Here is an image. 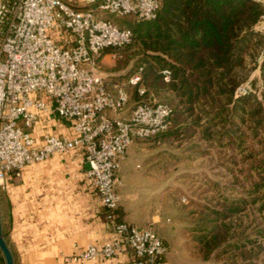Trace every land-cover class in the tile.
Returning a JSON list of instances; mask_svg holds the SVG:
<instances>
[{
    "label": "built area",
    "instance_id": "1",
    "mask_svg": "<svg viewBox=\"0 0 264 264\" xmlns=\"http://www.w3.org/2000/svg\"><path fill=\"white\" fill-rule=\"evenodd\" d=\"M160 5L161 0H0V191L8 174L20 178L26 165L79 149L104 217L112 223L110 241L73 252L70 262L125 253L132 255L130 264H167L166 246L152 227L117 219V172L133 139L168 130L172 108L165 102L138 103L122 116L127 92L122 84L110 89L98 70L103 50L121 57L133 40L131 28L102 14L151 20ZM254 28L264 35V13ZM259 58H264V44ZM141 73L139 67L127 79L139 95L145 93ZM161 73L170 80L169 69ZM248 91L242 84L236 93ZM42 114L67 122L71 135L44 133L37 142L29 129Z\"/></svg>",
    "mask_w": 264,
    "mask_h": 264
},
{
    "label": "trees",
    "instance_id": "2",
    "mask_svg": "<svg viewBox=\"0 0 264 264\" xmlns=\"http://www.w3.org/2000/svg\"><path fill=\"white\" fill-rule=\"evenodd\" d=\"M263 13L254 0H161L154 19L122 23L133 32L124 48L134 55L128 75L142 67L145 93L133 86L135 105L172 108L170 127L152 139H193L199 156L221 169L219 178L205 175L203 198L188 212L192 247L212 264H264V35L254 28ZM253 70L258 78H249ZM248 79L250 91L236 93ZM3 202L0 193V209Z\"/></svg>",
    "mask_w": 264,
    "mask_h": 264
},
{
    "label": "crops",
    "instance_id": "3",
    "mask_svg": "<svg viewBox=\"0 0 264 264\" xmlns=\"http://www.w3.org/2000/svg\"><path fill=\"white\" fill-rule=\"evenodd\" d=\"M126 112L124 109L121 115L128 117L130 111ZM44 133L71 135V127L53 114H42L31 134L41 142ZM141 140L146 139H133L120 160L117 191L121 200L116 210L117 219L139 228L156 229L171 251L167 254L168 264H177L176 253L186 245L184 239L175 235L174 226L166 222L168 218L164 220L160 210L162 201L155 197L154 191L151 193L148 179L146 185L142 182L139 188L133 183L135 176L142 181L146 178L136 171L137 160L143 161L147 156ZM87 169L82 151L74 149L26 165L20 178L6 176L0 221L14 264L131 263L132 255L125 253L112 258L67 260V256L89 244L101 245L113 238L112 223L104 217L97 191L85 174Z\"/></svg>",
    "mask_w": 264,
    "mask_h": 264
},
{
    "label": "rangeland",
    "instance_id": "4",
    "mask_svg": "<svg viewBox=\"0 0 264 264\" xmlns=\"http://www.w3.org/2000/svg\"><path fill=\"white\" fill-rule=\"evenodd\" d=\"M80 3L82 2L80 1ZM102 15L111 19L119 26L123 25L122 23L133 22L134 20L133 15L118 17L109 12H104ZM111 53H106L100 58L98 70L105 76L107 86L110 89H112L113 84L123 85L130 96L129 102L125 107V110L127 109L129 112L136 103L131 96L134 88L127 83V79L130 76L128 73L133 66L134 55L130 49H124L121 57H113ZM258 76V70H253L249 78H258ZM243 85L251 88L249 79ZM145 101L147 102V100ZM31 129H29L30 132ZM192 140H185L183 143H179L178 141L172 142L170 140H141L142 143L140 142V144L145 147L147 156H145L146 159L143 161L137 160L139 165H137L136 171L142 173L146 178L142 181L139 176H135L133 183L135 182L138 187L143 182L142 185L145 186V180L148 179L151 193L153 194L154 191L155 197H158L159 201H162L160 202V210L164 220L168 218L166 222L174 226L173 228L176 229L174 231L175 235L184 239L186 245L181 251L176 253V263L212 264V259H202L198 251L192 247V236L194 235L192 229L195 220L188 212L194 207L190 204L191 200L196 201L203 198V195H200V190L202 189L198 188V186L203 184L202 179L205 175L215 179L219 178L214 176V172L221 169H212L216 166L214 160H210L209 157L211 156H199V151L191 146ZM0 193L3 194L2 191ZM156 232L158 234V231ZM161 239L163 240L162 237ZM164 244L166 246L164 260L168 264L167 254H170L171 251L166 241ZM3 264H5V261Z\"/></svg>",
    "mask_w": 264,
    "mask_h": 264
},
{
    "label": "water",
    "instance_id": "5",
    "mask_svg": "<svg viewBox=\"0 0 264 264\" xmlns=\"http://www.w3.org/2000/svg\"><path fill=\"white\" fill-rule=\"evenodd\" d=\"M0 251L4 257L5 264H13V258H12L11 252L3 238L2 229H1V221H0Z\"/></svg>",
    "mask_w": 264,
    "mask_h": 264
}]
</instances>
